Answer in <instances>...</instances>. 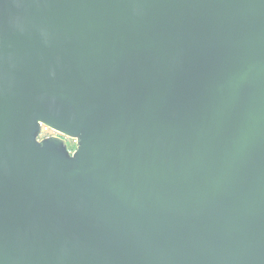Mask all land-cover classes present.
Here are the masks:
<instances>
[{
  "label": "water",
  "instance_id": "obj_1",
  "mask_svg": "<svg viewBox=\"0 0 264 264\" xmlns=\"http://www.w3.org/2000/svg\"><path fill=\"white\" fill-rule=\"evenodd\" d=\"M0 264H264V0H0Z\"/></svg>",
  "mask_w": 264,
  "mask_h": 264
},
{
  "label": "built area",
  "instance_id": "obj_2",
  "mask_svg": "<svg viewBox=\"0 0 264 264\" xmlns=\"http://www.w3.org/2000/svg\"><path fill=\"white\" fill-rule=\"evenodd\" d=\"M53 134H59V133L56 130H54L53 128H51L47 125H43V130H42L40 137L49 136V135H53ZM69 141H72L74 144H76L78 140H77V138L68 137V142Z\"/></svg>",
  "mask_w": 264,
  "mask_h": 264
},
{
  "label": "rangeland",
  "instance_id": "obj_3",
  "mask_svg": "<svg viewBox=\"0 0 264 264\" xmlns=\"http://www.w3.org/2000/svg\"><path fill=\"white\" fill-rule=\"evenodd\" d=\"M69 147H71L72 149H75L76 144H74L72 141H69Z\"/></svg>",
  "mask_w": 264,
  "mask_h": 264
}]
</instances>
